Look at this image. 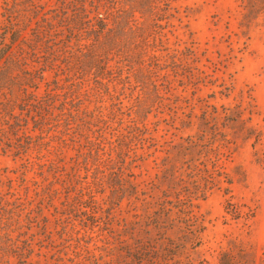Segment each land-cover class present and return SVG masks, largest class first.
I'll return each instance as SVG.
<instances>
[{
  "label": "rangeland",
  "instance_id": "374dc122",
  "mask_svg": "<svg viewBox=\"0 0 264 264\" xmlns=\"http://www.w3.org/2000/svg\"><path fill=\"white\" fill-rule=\"evenodd\" d=\"M154 11L160 28L150 48L158 49L163 64L157 84L164 101L148 115L145 144L153 143L150 137L166 142L128 164L137 194L112 212L105 192L88 197L75 220H64L66 177L52 176V165L40 174L30 153L0 151V191L7 206L29 209L10 232L33 240L29 264H139L124 249L128 241L145 249L159 237L148 215L164 220L170 239L159 264H264V0H156ZM54 77L46 72L37 93L52 91ZM134 89L127 86L125 96ZM113 129L98 122L92 136L100 139V132ZM132 131V151L138 153V129L125 127L122 133ZM65 150L58 160L64 171L72 153ZM55 154L47 156L53 160ZM164 160L181 173H162ZM195 177L198 184L192 183ZM175 197H191V204H176ZM162 201L169 210L158 208ZM0 264L23 263L0 251Z\"/></svg>",
  "mask_w": 264,
  "mask_h": 264
},
{
  "label": "trees",
  "instance_id": "16d2710c",
  "mask_svg": "<svg viewBox=\"0 0 264 264\" xmlns=\"http://www.w3.org/2000/svg\"><path fill=\"white\" fill-rule=\"evenodd\" d=\"M155 1L0 0L4 19L0 23V151L30 153L35 156L31 165L41 167L40 174L52 165V176L66 177L64 220H75L74 213L80 212L78 207L88 197L94 200L105 192L106 207L112 212L122 199L137 194L128 164L150 156L166 142L159 145L150 137L153 143L145 144L148 115L164 101L157 84L163 64L158 62V49L150 48L160 28ZM50 71L55 87L40 95L38 81ZM127 86L135 88L130 97L125 96ZM98 122L116 129L102 131L100 139H95L92 130ZM125 127L138 129L141 137L134 146L138 144L140 152L131 147L135 131L122 133ZM65 149L72 153L64 171L66 166L58 160ZM53 151L57 158L51 160L47 155ZM191 160L186 158V165L194 166ZM171 164L161 161L160 171L176 177L181 172ZM197 180L192 183L198 184ZM175 198L176 204H191V197ZM7 203L0 191V251L29 264L33 240L10 234L21 226L29 209L18 203L10 210ZM164 205L162 201L158 208L169 210ZM96 209L94 203L91 213L96 214ZM147 218L148 226L158 228L159 237L145 249L128 241L124 252L137 256L139 264H159L164 244L170 240L164 235L167 227L160 218Z\"/></svg>",
  "mask_w": 264,
  "mask_h": 264
}]
</instances>
